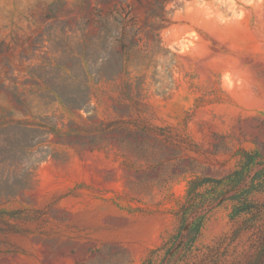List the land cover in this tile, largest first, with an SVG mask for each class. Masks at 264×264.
<instances>
[{"label": "rangeland", "instance_id": "1", "mask_svg": "<svg viewBox=\"0 0 264 264\" xmlns=\"http://www.w3.org/2000/svg\"><path fill=\"white\" fill-rule=\"evenodd\" d=\"M110 17L126 73L102 61ZM11 121L38 129H0V264H147L188 181L235 171L176 264H264V0H0Z\"/></svg>", "mask_w": 264, "mask_h": 264}, {"label": "trees", "instance_id": "2", "mask_svg": "<svg viewBox=\"0 0 264 264\" xmlns=\"http://www.w3.org/2000/svg\"><path fill=\"white\" fill-rule=\"evenodd\" d=\"M139 1V0H138ZM157 7H161L160 3H156ZM164 10V9H163ZM99 17V11L96 13ZM160 15V13H158ZM99 38L104 40L103 46L100 49L102 61L109 64L114 72H127L125 55L127 54V40L129 36L121 27H123L124 19L121 17L105 18L99 20ZM119 45L120 50L112 47ZM96 45V41L94 43ZM98 45V44H97ZM99 48H95V52ZM17 100L24 103L19 97ZM0 129H38L32 128L30 123L26 121H11L4 125L0 123ZM253 160L249 157V161ZM239 173L235 171L223 177H212L206 175L193 176L189 181L186 189V196L183 203L180 205L177 215L179 217V226L175 233L170 235L163 243L153 249L146 259L147 264H154L156 259L161 258L162 264H176L179 260L190 253L196 245V242L201 234L204 220L208 212L218 206L221 202L227 199H234L238 196L239 191L228 195V192L236 187ZM9 177L5 178L0 175V203L1 200L7 199L10 196L5 184L9 182ZM234 186V187H233ZM229 187V188H228ZM212 190L209 194H204L206 191ZM0 214H8L13 216V212L1 211Z\"/></svg>", "mask_w": 264, "mask_h": 264}]
</instances>
